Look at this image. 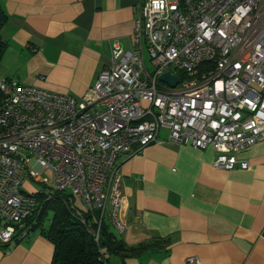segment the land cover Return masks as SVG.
Listing matches in <instances>:
<instances>
[{
	"label": "built area",
	"instance_id": "2783aa9c",
	"mask_svg": "<svg viewBox=\"0 0 264 264\" xmlns=\"http://www.w3.org/2000/svg\"><path fill=\"white\" fill-rule=\"evenodd\" d=\"M161 128L212 147L215 168H249L239 152L264 140V0H146L130 47L113 45L82 97L0 78V244L29 236L27 220L63 191L98 213L96 242L105 223L124 233L120 157L159 142Z\"/></svg>",
	"mask_w": 264,
	"mask_h": 264
},
{
	"label": "crops",
	"instance_id": "0c3cea01",
	"mask_svg": "<svg viewBox=\"0 0 264 264\" xmlns=\"http://www.w3.org/2000/svg\"><path fill=\"white\" fill-rule=\"evenodd\" d=\"M145 1L0 0L8 17L0 78L84 96L111 64L113 45L130 47ZM158 139L120 157L128 228H112L127 247L154 241L155 250L107 253V263L185 264L198 256L201 264H264V140L239 152L248 169L224 170L213 166L212 147L173 141L167 128ZM54 253L53 242L36 229L0 244V264H51Z\"/></svg>",
	"mask_w": 264,
	"mask_h": 264
},
{
	"label": "trees",
	"instance_id": "16d2710c",
	"mask_svg": "<svg viewBox=\"0 0 264 264\" xmlns=\"http://www.w3.org/2000/svg\"><path fill=\"white\" fill-rule=\"evenodd\" d=\"M7 18L0 5V62L7 49L1 36V29ZM78 200L68 191L58 192L43 203L38 215L27 220L32 231L42 230L53 242L55 253L51 264H108L107 253L137 256L155 250L154 241L127 247L113 232L109 223L102 226L99 242H96L89 228L96 226L98 213L79 206ZM50 212H53V216L49 227H45L44 222Z\"/></svg>",
	"mask_w": 264,
	"mask_h": 264
},
{
	"label": "rangeland",
	"instance_id": "374dc122",
	"mask_svg": "<svg viewBox=\"0 0 264 264\" xmlns=\"http://www.w3.org/2000/svg\"><path fill=\"white\" fill-rule=\"evenodd\" d=\"M145 60H146V63L148 65L149 69H152V65H151V62H150V57H149V54H148L147 50L145 52ZM44 175H47L48 177H50V179H51L50 183H52V178H53L52 171L51 170H47V171L44 172ZM77 203H78L79 206H83L84 207V205L82 204V202L80 200H78ZM52 216H53V212H50L49 215L46 217L45 222H44L45 227H48L50 225ZM107 222H108V220H107Z\"/></svg>",
	"mask_w": 264,
	"mask_h": 264
},
{
	"label": "water",
	"instance_id": "95a60500",
	"mask_svg": "<svg viewBox=\"0 0 264 264\" xmlns=\"http://www.w3.org/2000/svg\"><path fill=\"white\" fill-rule=\"evenodd\" d=\"M160 79L164 82H167L168 84H170L172 87H175L178 83V77L174 74H172L171 71H166L163 72L160 75Z\"/></svg>",
	"mask_w": 264,
	"mask_h": 264
}]
</instances>
